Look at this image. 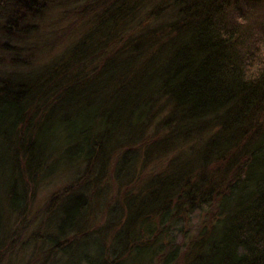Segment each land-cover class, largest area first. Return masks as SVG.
<instances>
[{"label":"trees","instance_id":"obj_1","mask_svg":"<svg viewBox=\"0 0 264 264\" xmlns=\"http://www.w3.org/2000/svg\"><path fill=\"white\" fill-rule=\"evenodd\" d=\"M58 25L37 65L0 36V256L67 162L46 264H264V0H0L2 35Z\"/></svg>","mask_w":264,"mask_h":264},{"label":"rangeland","instance_id":"obj_2","mask_svg":"<svg viewBox=\"0 0 264 264\" xmlns=\"http://www.w3.org/2000/svg\"><path fill=\"white\" fill-rule=\"evenodd\" d=\"M53 13L54 12L45 15L41 21L39 20L38 24L40 31L44 29L43 26H47L45 22L48 21V18L51 17L50 14L52 15ZM63 25H65L64 22ZM57 28L58 32H51V30H49L48 33H43L37 36L27 35L25 36V38L10 37L2 34H0V36L3 39H8L13 44H20L21 46H23L24 51L21 52V56L19 58L23 59L25 56H28L29 63L37 65L50 60L52 57L58 54L59 51H61V48H65V46H67V44L71 41V39H64L63 36H61V25H58ZM58 34V41L60 42L55 41L56 43H58L56 44L52 39L55 38ZM0 56L9 58L10 56H12V54L9 52H4L0 49ZM7 64H5L4 66L2 64L1 68L2 66L3 69L13 68L12 66H6ZM70 167L71 166L67 162L59 164L56 170L57 172L54 173L53 177H48L45 181H42L35 194H33L32 200L29 205L28 218H32L34 222L31 226L28 227V231L23 236V240L28 242L30 245L27 248H25L24 246L25 249H23V247L18 243L14 248L11 249L10 252H7L4 255L0 256V264H46L50 259L49 256L46 257L45 254L38 252L37 249L39 246L38 244H36L35 238L33 239L31 235L39 230L37 228L38 226L35 225L44 217L50 196L71 183V177H67L69 174L71 175L73 171L72 170L71 172H69ZM99 204L96 205L97 208H95V212L92 214V228H96V224L99 225L103 222L100 219L101 210L99 209Z\"/></svg>","mask_w":264,"mask_h":264}]
</instances>
